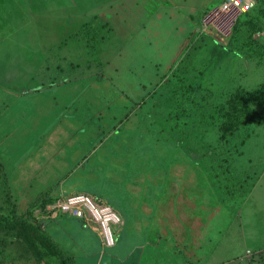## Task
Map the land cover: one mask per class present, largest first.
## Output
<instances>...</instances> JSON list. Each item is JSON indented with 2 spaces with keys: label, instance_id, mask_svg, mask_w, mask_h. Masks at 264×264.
Segmentation results:
<instances>
[{
  "label": "rangeland",
  "instance_id": "obj_1",
  "mask_svg": "<svg viewBox=\"0 0 264 264\" xmlns=\"http://www.w3.org/2000/svg\"><path fill=\"white\" fill-rule=\"evenodd\" d=\"M223 1L0 0V264H67L27 218L76 264H139L126 252L141 237L122 245L129 227L113 226L109 247L62 215L75 192L27 214L58 183L50 160L70 153L59 132L91 111L107 133L137 134L144 159L180 185L177 218L161 221L141 264H264V4L236 15Z\"/></svg>",
  "mask_w": 264,
  "mask_h": 264
},
{
  "label": "crops",
  "instance_id": "obj_2",
  "mask_svg": "<svg viewBox=\"0 0 264 264\" xmlns=\"http://www.w3.org/2000/svg\"><path fill=\"white\" fill-rule=\"evenodd\" d=\"M61 107L68 112L66 105ZM70 113L69 110L64 115L67 120L65 126L70 121L66 117L70 116ZM99 114L101 111L80 114L78 118L73 119L72 134L67 132L66 127L59 132L60 140L63 142L60 146L69 147L70 153L63 152L59 159V167L58 161H55L57 165L51 163V160L49 162L51 168L55 166L59 170L61 165L63 167L55 175L56 183H59L56 193L60 194L61 198L58 199L60 201L63 200L64 192L67 191L86 195L101 207L113 210L121 220V225L117 228L129 227L122 244L124 247L127 246V241L133 234L135 237H141L140 241L133 243L130 241L129 250L126 252L128 257L137 253L138 263L141 264L148 252L150 253L148 246L152 245V241L154 242L152 248H155V244H159V238L162 235L158 227L161 221L172 220L173 216L177 218L180 185L172 179V177L176 178L173 175L169 174L165 177L161 175V171L158 170L161 165L155 161L157 158L154 157L153 152H150L153 154L152 157L148 156V159H144L143 149L141 145H138L137 134H133V138L130 134L122 135L117 132L116 135L115 129L107 133L110 127L101 129L93 125L97 124L95 119L100 118ZM57 121L63 123L65 120L58 118ZM112 134L115 136L109 140ZM54 137L55 135H52V140ZM131 140L136 143L127 145ZM58 143L55 140L51 142L49 152L51 150L52 155L53 150L58 148ZM174 156L175 154H171L168 157L170 162ZM75 218L80 219L91 230L98 231L101 236L100 229H97L96 223L90 217L75 216ZM143 221L147 222V226L144 227ZM136 225L141 227L135 229ZM135 231L137 232L134 233ZM103 244L105 245V242ZM167 244L169 250L174 251L172 239L167 241ZM149 259L150 256L147 260ZM151 259L159 263V257L151 256Z\"/></svg>",
  "mask_w": 264,
  "mask_h": 264
},
{
  "label": "built area",
  "instance_id": "obj_3",
  "mask_svg": "<svg viewBox=\"0 0 264 264\" xmlns=\"http://www.w3.org/2000/svg\"><path fill=\"white\" fill-rule=\"evenodd\" d=\"M262 0H224L221 3L220 10L227 14L236 11V15L254 8ZM58 209L63 213H69L72 216L84 218L85 215L97 223L100 227L101 236L107 246H114L116 237L113 232V226L121 223L120 217L110 208L101 207L93 199L86 195H76L68 197L59 203Z\"/></svg>",
  "mask_w": 264,
  "mask_h": 264
},
{
  "label": "trees",
  "instance_id": "obj_4",
  "mask_svg": "<svg viewBox=\"0 0 264 264\" xmlns=\"http://www.w3.org/2000/svg\"><path fill=\"white\" fill-rule=\"evenodd\" d=\"M264 4V0H262V1H260L255 7H260L261 5H263ZM254 7V8H255ZM249 95V94H248ZM250 96V99H256L257 97H255V96H253L252 94H250L249 95ZM240 99V102H241V98H239ZM235 105H237V104H235ZM233 111H234V114H233ZM231 110V114L229 115V116H236L237 115V113H236V110ZM231 125L232 124H226L225 125V127H224V129L226 130V131H228L230 128H231ZM0 165H3V163L0 161ZM7 173V172H6ZM8 174V173H7ZM58 188H59V183L58 184H55V185H52L51 186V188H49L47 191H45V192H43L44 194L42 195V197H44V199H41V198H38L37 200H36V202H34L33 204H32V206H30L29 207V209H28V216H29V210L32 208V207H35V206H37V204L38 203H42V202H44L45 200H50V201H53L54 199H52V195H53V192L54 191H56V190H58ZM4 192H5V196H6V200H7V202H9V203H11V205H12V208H13V210L12 211H15L16 212V203H15V201H14V199H15V197H14V195H13V193H12V190H11V185H10V181H9V177H8V180H6V187H5V189H4ZM67 199V198H66ZM40 201V202H39ZM4 209H7V208H4ZM10 208H8L7 210H9ZM33 209V208H32ZM58 210H60V209H58ZM15 212L13 213V217H16V218H18V219H21V221L26 225V226H28V227H30V223L29 222H26L27 220H26V218H24L23 216H18V215H16L15 214ZM63 214H65V215H68L69 213H62V215ZM61 216V215H60ZM68 216H70V217H75V216H72L71 214L70 215H68ZM27 219H29L30 221H34L35 222V225H34V229L36 230V232L39 234V235H41V236H43L44 237V239L46 240V242H47V245L49 246V247H51V249L54 251V253H56V254H58L59 255V257H60V259H61V261L62 262H64V263H67V264H76V261H75V257L71 254V253H69L68 251H66V250H64L53 238H52V236L49 234V232L48 231H46L45 230V227H44V229H42L43 228V226H42V224L41 223H39V219H37V218H27ZM116 227V226H115ZM113 232H114V230H113ZM114 234H115V232H114ZM115 237H116V235H115ZM104 240V239H103ZM117 242H118V238H116V242H115V244H114V246H116V244H117ZM113 246V247H114Z\"/></svg>",
  "mask_w": 264,
  "mask_h": 264
}]
</instances>
